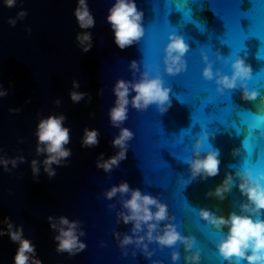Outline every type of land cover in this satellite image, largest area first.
<instances>
[{"label": "water", "instance_id": "1", "mask_svg": "<svg viewBox=\"0 0 264 264\" xmlns=\"http://www.w3.org/2000/svg\"><path fill=\"white\" fill-rule=\"evenodd\" d=\"M112 2L87 0L95 23L88 29L92 34V47L88 52H81L74 40L76 32L80 31L72 15L76 0H15L11 7L0 0V90L5 92L0 96V156L23 157V162L17 160L15 167L8 164V171L0 166V220L7 216L13 226L22 227L24 237L35 245L41 264H152L154 261L185 264L184 257L197 250L198 264H227L216 250L227 227L217 229L198 212L207 209L224 217L230 212L246 214L240 208L246 198L236 187L235 173L243 168L253 173L264 171V165L255 163L256 155L264 147L261 129H253V154L246 166L244 161L248 157L242 141L247 135L246 123L256 120L245 114L242 118L246 123L241 124L237 115L240 111L255 112L264 107L261 103L264 88H253L264 84V24L258 38L248 37L243 42L244 48L232 55L233 50L224 42L227 37L223 21L210 10L208 0H204L202 10L193 6V18L205 26L204 32L192 23L176 29L163 25L166 9L173 7L164 0H135L137 8L143 12L145 34L139 43L119 49L113 44L105 21ZM214 7L220 9L225 5ZM248 7V0H244L241 9ZM21 9L26 14L17 18ZM155 15L160 17L161 24L156 28L148 27ZM10 17L15 19L14 25L8 23ZM169 20L173 26L183 23L176 12ZM247 24V20H241L245 32ZM170 33L181 36L188 44L183 56L185 68L175 74L165 72L163 64V49ZM236 55L250 67V76L243 84L249 91L258 93L255 99H241L239 81L235 88L217 92L215 76L213 79L202 76L207 64L211 65L213 73L230 75L231 60ZM130 60L136 61L135 72L129 68ZM144 71L151 76L158 74L165 87L171 84V89L168 87L171 106L160 113L155 104L144 110L129 104L126 119L119 126L133 134L126 142V157L105 172L96 167L98 154L102 152L107 158L118 150L112 147L111 140L118 135L119 128L110 124L107 115L114 100L112 86L117 79H139ZM250 77L253 81L249 82ZM73 80L79 84L75 91L87 93L78 102L68 96ZM187 92L190 100L198 99L180 103L176 96ZM57 100L59 103L54 102ZM210 100L219 102L206 104ZM203 104L206 105L202 113ZM50 114L64 115L63 125L69 129V143L65 147L71 149V155L64 164L52 165L55 169L52 178L49 179L40 166L37 178L33 179L30 161L43 159V153L38 156L35 151L36 123ZM85 128L98 132V143L93 147H81ZM201 133L207 135V141L202 142L200 154L203 156L209 147L217 149L219 170L215 176L190 180L184 160L191 158L194 141ZM173 151L175 155L171 154ZM157 153L167 166L157 158ZM226 173L232 175V186L223 194V199L206 196V192L223 181ZM122 181H126L129 188L139 189L167 205L172 219L160 224L172 223L181 236L192 237L194 243L188 252L179 241L173 246L145 241L151 252L147 257L132 244L123 249L119 246L114 232L131 235V223H117L121 200L127 194L117 193L106 199L104 192ZM177 193L191 207H185ZM261 213L254 218L264 219V210ZM48 216H66L79 221L84 232L79 239L86 247L72 256L57 253L52 239L55 232L48 226ZM3 227L0 223V229ZM15 250L16 244L6 234L0 236V264H12ZM173 251L179 254L176 261L171 259ZM240 264L245 262L241 260Z\"/></svg>", "mask_w": 264, "mask_h": 264}, {"label": "clouds", "instance_id": "2", "mask_svg": "<svg viewBox=\"0 0 264 264\" xmlns=\"http://www.w3.org/2000/svg\"><path fill=\"white\" fill-rule=\"evenodd\" d=\"M2 2L6 7H11L15 0H2ZM25 14L21 9L17 13V18H22ZM72 15L80 29L74 36L76 46L80 48L81 52H88L92 47V34L88 29L94 26L95 21L88 8L87 0H76ZM142 17L143 12L137 8L135 0H113L107 9L105 21L111 30L112 42L117 48L124 49L139 41L143 35ZM8 23L14 25L15 19L10 17ZM187 49L188 44L181 36L169 34L168 42L163 49L165 72L175 74L184 70L183 56ZM230 66L231 74L227 75L219 71L213 73L211 65L207 64L202 69V76L205 79H213L215 76L217 92L235 88L239 81L242 91L241 99H255L258 93L255 90L249 91L243 84L250 76V67L239 55L231 60ZM129 68L133 72L136 71L135 60L129 61ZM78 87V82L73 80L72 90L68 93L69 99L73 102H78L87 95L85 92L75 91ZM130 92L134 94L130 96ZM112 93L114 100L107 115L110 124L119 128L118 135L111 140L112 147L118 150L107 158H104L102 152L98 154L96 167L105 172L110 171L126 157V142L133 134L129 129L119 126L126 119L128 105L131 104L137 110H144L150 104H155L160 113L166 112L167 108L171 106L169 88L163 86V81L158 74L151 76L148 71L141 72L139 79H117L112 86ZM3 95L5 92L0 90V96ZM54 102L59 103L58 100ZM261 103H264V97H261ZM64 119L63 114H50L37 121L34 133L36 137L35 151L38 156L43 153V159L39 162L36 159L30 161L33 179L37 178L40 166L48 178H52L55 175L52 165L64 164L66 158L71 155V149L65 147L69 143V129L63 125ZM97 136L96 129L85 128L81 137V147L95 146L98 143ZM206 141L207 135L201 133L194 141L191 158L184 160L189 168L190 180H195L197 177L203 180L218 173L220 163L218 150L209 147L203 156L200 154L203 148L202 142ZM17 160L23 162V157L6 159L0 156V166L8 171V164L15 167ZM235 176L238 180L236 187L246 198V202L240 205L242 212L246 214L230 212L227 217H224L216 216L207 209H200L198 215L217 229L222 226L227 227V231L216 244L219 256L227 264H240L241 260L245 264H264V219L254 218L260 217L261 210H264V171L253 173L251 169L243 168L236 172ZM231 186L232 175L226 173L223 181L212 191L206 192L205 195H214L223 199V194L229 191ZM117 193L121 196L127 194V197L121 200L122 210L117 212V223H131V235L113 233L122 249L125 245L132 244L134 247L140 248L147 257L151 255V252L148 251L145 241L150 243L153 240L159 246H173L179 241L183 244L186 252L192 248L194 243L192 237L181 236L172 223L160 224L161 221L172 219L168 215L166 204L161 203L154 196L142 193L139 189L129 188L126 181L110 186L104 192V196L106 199H111ZM47 220L49 228L55 232L52 239L57 253H67L72 256L86 247L85 243L79 239L84 235L83 230L79 227V221L69 220L66 216H48ZM0 223L4 225L0 229V236L6 234L9 240L16 244L12 264H41L36 256L35 245L24 237L22 227L13 226L7 216L3 217ZM141 232L143 235L140 234ZM133 255H135L134 252ZM178 255L176 251H173L171 253L172 261H176ZM199 259L198 250L184 257L185 264H198ZM152 264H157V262L154 261Z\"/></svg>", "mask_w": 264, "mask_h": 264}, {"label": "snow or ice", "instance_id": "3", "mask_svg": "<svg viewBox=\"0 0 264 264\" xmlns=\"http://www.w3.org/2000/svg\"><path fill=\"white\" fill-rule=\"evenodd\" d=\"M210 10L214 13V15L218 16L224 24L225 28V36L227 39L224 41L229 48H231L232 55H235L239 51H241L244 48V40H246L248 37H259L260 36V30L262 24H264V0H248L250 7H248L246 10L241 9V5L244 3V0H208ZM164 3L166 5H173V7H169L166 9L164 15H163V25L167 26L168 28L176 29L178 27H182L183 24L192 23L194 24L201 32L205 31V26L200 23L198 20L193 18V6L197 8V10H202L204 7V0H164ZM216 4H223L225 7L217 9L214 7ZM155 12V9H154ZM179 13L180 19L183 22L182 24H178L176 26H173L169 20V16L173 13ZM241 20H247V32L244 31V28L241 25ZM160 17L158 15L154 16L153 21L148 25V27L156 28L160 25ZM143 25V24H142ZM145 34V27L143 25V35ZM141 38L139 39L138 43L141 41ZM209 39H211V34L209 36ZM210 50L211 47H210ZM143 55L145 53L143 52ZM213 55H215L213 51ZM257 77H260V73L257 74ZM250 81H253V77H250ZM182 86L187 89L184 82L180 81ZM171 89V84L167 85ZM253 88H264V84L260 85H254ZM188 90V89H187ZM203 93V92H202ZM201 94V93H200ZM176 99L180 103H189L194 101L195 99H198V97L192 98L191 100L188 98V92L187 94H179L176 96ZM228 100L230 102V97H228ZM219 101H209L206 104L212 103L215 104ZM203 104L200 107V111L203 113V107L206 105ZM247 115L248 117H251L256 120L255 123H246L243 120V115ZM237 115L240 117L241 124H247V135L245 136L244 140L242 141L243 147L247 151V157L244 161L245 165L247 166L250 163V158L253 154V143H252V132L253 129H261L260 136L262 139H264V107L257 108L255 112H252L250 110H244L237 113ZM233 127H235V124H233ZM237 133L239 134L240 129H236ZM165 147V146H160ZM172 155L174 154V151L171 152ZM157 158H159V154L157 153ZM166 166L167 164L161 160ZM255 163L264 165V147L261 148V151L256 155V161ZM179 196V194L177 193ZM180 199H182L185 207H191L187 200L179 196Z\"/></svg>", "mask_w": 264, "mask_h": 264}]
</instances>
